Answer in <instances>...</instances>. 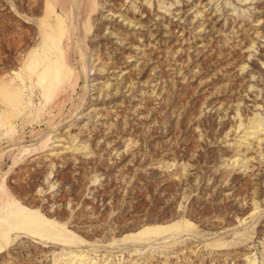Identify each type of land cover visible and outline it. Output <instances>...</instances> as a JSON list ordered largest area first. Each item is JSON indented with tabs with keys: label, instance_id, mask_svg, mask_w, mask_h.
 I'll list each match as a JSON object with an SVG mask.
<instances>
[{
	"label": "rangeland",
	"instance_id": "rangeland-1",
	"mask_svg": "<svg viewBox=\"0 0 264 264\" xmlns=\"http://www.w3.org/2000/svg\"><path fill=\"white\" fill-rule=\"evenodd\" d=\"M0 264H264V0H0Z\"/></svg>",
	"mask_w": 264,
	"mask_h": 264
},
{
	"label": "bare ground",
	"instance_id": "bare-ground-1",
	"mask_svg": "<svg viewBox=\"0 0 264 264\" xmlns=\"http://www.w3.org/2000/svg\"><path fill=\"white\" fill-rule=\"evenodd\" d=\"M56 71V70H55ZM56 76H58V75H56ZM56 78V77H55ZM41 80V79H40ZM43 80V79H42ZM54 80V79H53Z\"/></svg>",
	"mask_w": 264,
	"mask_h": 264
}]
</instances>
